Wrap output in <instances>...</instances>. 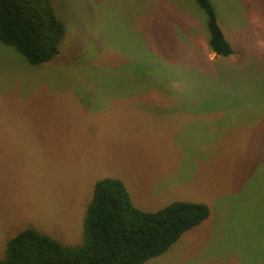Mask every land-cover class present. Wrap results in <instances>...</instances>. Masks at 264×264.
Returning <instances> with one entry per match:
<instances>
[{
	"label": "rangeland",
	"instance_id": "374dc122",
	"mask_svg": "<svg viewBox=\"0 0 264 264\" xmlns=\"http://www.w3.org/2000/svg\"><path fill=\"white\" fill-rule=\"evenodd\" d=\"M53 0L60 53L32 65L0 40V260L34 227L79 245L96 182L156 211L210 215L144 264H264V0Z\"/></svg>",
	"mask_w": 264,
	"mask_h": 264
},
{
	"label": "trees",
	"instance_id": "16d2710c",
	"mask_svg": "<svg viewBox=\"0 0 264 264\" xmlns=\"http://www.w3.org/2000/svg\"><path fill=\"white\" fill-rule=\"evenodd\" d=\"M208 17L209 46L220 56L234 51L211 0H198ZM66 25L53 0H0V40L32 65L60 53ZM205 202L175 200L156 211L137 207L117 177L99 179L84 221V241L68 245L34 227L7 242L0 264H144L165 253L183 234L210 215Z\"/></svg>",
	"mask_w": 264,
	"mask_h": 264
},
{
	"label": "crops",
	"instance_id": "0c3cea01",
	"mask_svg": "<svg viewBox=\"0 0 264 264\" xmlns=\"http://www.w3.org/2000/svg\"><path fill=\"white\" fill-rule=\"evenodd\" d=\"M197 226H198V225H197ZM193 228H194V227H193ZM187 232H188V231H187ZM183 235H184V234H183ZM183 235H182V236H183Z\"/></svg>",
	"mask_w": 264,
	"mask_h": 264
}]
</instances>
